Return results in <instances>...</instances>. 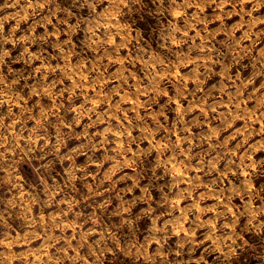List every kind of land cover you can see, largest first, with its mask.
<instances>
[{
	"label": "rangeland",
	"instance_id": "374dc122",
	"mask_svg": "<svg viewBox=\"0 0 264 264\" xmlns=\"http://www.w3.org/2000/svg\"><path fill=\"white\" fill-rule=\"evenodd\" d=\"M0 264H264V0H0Z\"/></svg>",
	"mask_w": 264,
	"mask_h": 264
}]
</instances>
